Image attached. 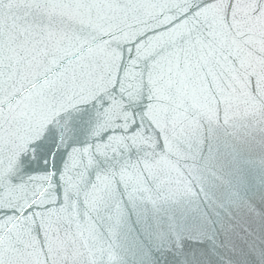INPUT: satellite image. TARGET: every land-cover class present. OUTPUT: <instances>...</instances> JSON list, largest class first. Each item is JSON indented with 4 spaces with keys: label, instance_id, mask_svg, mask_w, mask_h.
Returning a JSON list of instances; mask_svg holds the SVG:
<instances>
[{
    "label": "snow or ice",
    "instance_id": "6c2138e0",
    "mask_svg": "<svg viewBox=\"0 0 264 264\" xmlns=\"http://www.w3.org/2000/svg\"><path fill=\"white\" fill-rule=\"evenodd\" d=\"M129 203L243 213L195 264H264V0H0V264H127Z\"/></svg>",
    "mask_w": 264,
    "mask_h": 264
},
{
    "label": "water",
    "instance_id": "95a60500",
    "mask_svg": "<svg viewBox=\"0 0 264 264\" xmlns=\"http://www.w3.org/2000/svg\"><path fill=\"white\" fill-rule=\"evenodd\" d=\"M170 227L172 233L184 236L183 245L188 250L194 264L209 257L218 258L229 251L224 245L230 241L239 244L251 227L243 213L233 212L224 217V227L210 210L203 205L199 210L175 214L161 213L159 216L150 210L129 203L125 210V220L121 233V243L126 254L127 264H142L144 253L149 249L153 253L161 251L157 246L156 235L149 234L146 221L156 222ZM259 229V224L255 226ZM171 241H169V244ZM168 250V249H164ZM155 259V256H153ZM163 264V262H162Z\"/></svg>",
    "mask_w": 264,
    "mask_h": 264
}]
</instances>
